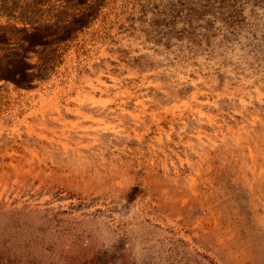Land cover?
<instances>
[{
	"label": "rangeland",
	"instance_id": "rangeland-1",
	"mask_svg": "<svg viewBox=\"0 0 264 264\" xmlns=\"http://www.w3.org/2000/svg\"><path fill=\"white\" fill-rule=\"evenodd\" d=\"M134 239L264 264V0H0V264Z\"/></svg>",
	"mask_w": 264,
	"mask_h": 264
},
{
	"label": "clouds",
	"instance_id": "clouds-1",
	"mask_svg": "<svg viewBox=\"0 0 264 264\" xmlns=\"http://www.w3.org/2000/svg\"><path fill=\"white\" fill-rule=\"evenodd\" d=\"M120 214H126L125 219H127V217L131 215V209H125L122 207L118 215ZM97 239L101 248L111 255L116 251L115 246L119 242L120 236L115 231L109 230L99 233ZM127 246L130 249V256L133 264H144L146 252L142 241L139 239L130 240Z\"/></svg>",
	"mask_w": 264,
	"mask_h": 264
}]
</instances>
